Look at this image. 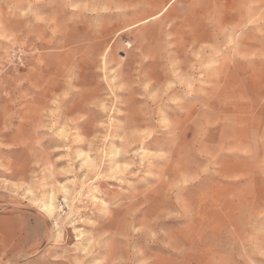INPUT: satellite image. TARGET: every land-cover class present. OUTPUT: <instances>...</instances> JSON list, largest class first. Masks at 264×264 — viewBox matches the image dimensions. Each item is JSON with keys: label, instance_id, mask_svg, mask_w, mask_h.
I'll list each match as a JSON object with an SVG mask.
<instances>
[{"label": "rangeland", "instance_id": "obj_1", "mask_svg": "<svg viewBox=\"0 0 264 264\" xmlns=\"http://www.w3.org/2000/svg\"><path fill=\"white\" fill-rule=\"evenodd\" d=\"M0 264H264V0H0Z\"/></svg>", "mask_w": 264, "mask_h": 264}, {"label": "bare ground", "instance_id": "obj_2", "mask_svg": "<svg viewBox=\"0 0 264 264\" xmlns=\"http://www.w3.org/2000/svg\"><path fill=\"white\" fill-rule=\"evenodd\" d=\"M45 208L49 214L53 213V211L55 210V206L52 203L47 204Z\"/></svg>", "mask_w": 264, "mask_h": 264}]
</instances>
